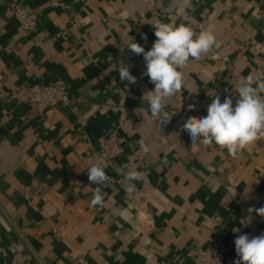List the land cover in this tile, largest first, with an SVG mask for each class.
<instances>
[{
  "label": "crops",
  "instance_id": "1",
  "mask_svg": "<svg viewBox=\"0 0 264 264\" xmlns=\"http://www.w3.org/2000/svg\"><path fill=\"white\" fill-rule=\"evenodd\" d=\"M20 1L37 15L32 33L22 32L11 0H0V264H191V249L216 240L234 264V240L264 234V217L247 220L248 208L264 207V139L231 156L192 144L181 129L207 114L215 80L235 91L249 75L264 79V0ZM157 20L190 23L217 41L183 69L162 125L143 98L154 89L145 64L126 85L115 59L129 36L149 50ZM57 79L76 104L21 100L24 86ZM115 130L123 152L106 161L98 150ZM90 163L104 166L108 184L88 182ZM128 171L139 179L127 181ZM97 187L104 202L93 207ZM18 237L27 247L12 253Z\"/></svg>",
  "mask_w": 264,
  "mask_h": 264
},
{
  "label": "clouds",
  "instance_id": "2",
  "mask_svg": "<svg viewBox=\"0 0 264 264\" xmlns=\"http://www.w3.org/2000/svg\"><path fill=\"white\" fill-rule=\"evenodd\" d=\"M183 19L187 21L188 16L185 14ZM151 27L156 39L149 50L146 51L130 36L126 47L132 53L143 56V75L154 85V89L146 91L143 98L147 100L151 118L159 120L162 125L167 124L172 117L167 110L169 100L181 93L184 87L183 69L190 60H200L207 55L217 41L212 31H197L190 23L175 25L157 20ZM129 69L130 65L120 61L119 78L126 85L134 84L137 79ZM234 93L238 97L235 105L232 98L225 97L221 102L219 95L215 94L207 106L205 116L187 118L181 130L188 133L192 144H199L205 149L219 147L229 155L236 156L264 139V79H254L251 75L240 79L235 84ZM188 107L194 109V105ZM139 176L136 171L124 173V178L129 182L139 179ZM87 179L90 184L103 186L110 182L111 177L107 175L104 166L90 163ZM133 189L134 185H130L127 191ZM103 202L104 195L101 188L97 187L91 205L102 206ZM247 211L248 223L253 212L264 217V207H250ZM234 244L237 255L234 264H264V234L252 237L241 234L234 240Z\"/></svg>",
  "mask_w": 264,
  "mask_h": 264
},
{
  "label": "built area",
  "instance_id": "3",
  "mask_svg": "<svg viewBox=\"0 0 264 264\" xmlns=\"http://www.w3.org/2000/svg\"><path fill=\"white\" fill-rule=\"evenodd\" d=\"M11 11L13 16L19 22L20 28L24 33H32L37 26V15L34 12L29 11L20 0H11ZM148 42L141 43L144 48ZM259 55L261 57V68L259 76L264 75V45L261 47ZM116 62L118 70L120 68V61L125 65H130V72L133 76H136L140 67L144 63V59L127 48H118L116 50ZM4 77L0 74V79ZM232 86L226 82L215 80L212 84L208 85L205 89V94L211 99L215 94H218L221 102L225 97H231L235 100L238 98L234 93ZM21 100L24 102L34 103L40 109L51 107L54 105L72 106L76 104L77 97L71 93L69 85L61 80L57 79L51 83L46 82H34L24 86L22 89ZM208 104V105H209ZM99 154L106 160L111 161L114 157L120 155L123 152V147L119 141L118 133L115 130L106 140L105 143L98 150ZM25 242L20 238L12 240L8 246L10 252L17 253L26 249ZM228 252V247L220 240H216L214 243L200 247L198 249H191L189 251V257L191 264H227L225 261Z\"/></svg>",
  "mask_w": 264,
  "mask_h": 264
}]
</instances>
